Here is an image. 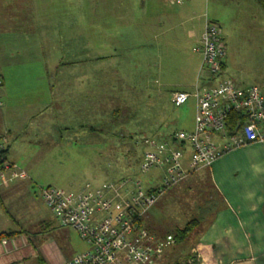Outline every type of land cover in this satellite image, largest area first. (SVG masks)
<instances>
[{
	"label": "crops",
	"instance_id": "1",
	"mask_svg": "<svg viewBox=\"0 0 264 264\" xmlns=\"http://www.w3.org/2000/svg\"><path fill=\"white\" fill-rule=\"evenodd\" d=\"M27 1L32 9L31 19H37L38 24L35 28L23 25L14 31V35L24 37L21 38L24 43H31L33 39L34 49L46 52L48 56H54V52L58 54L44 63L51 101L34 116L43 117L42 131L45 125H48L46 132L41 134L42 137L60 141L65 139L64 134L69 135L68 132L74 128L67 125L61 127L56 123L64 121V115L71 105H77L78 112L82 110L78 100H89L96 108L99 100L101 104L104 103L100 109H105L107 114L115 113L114 110L110 111L113 108L119 113L125 106L124 101H116L108 90H102L99 86L100 83L107 84L108 75L106 69L99 68L98 63L109 57L91 59L96 65H92L91 71L87 72L82 68L77 70L76 74L66 75L60 70L61 67H78V61H64L59 58V52L108 50L114 45L115 30L120 26L130 29L140 27L142 33V29L160 27L163 22L170 25L169 30L183 28V35L189 36L197 48L206 21L209 20L208 13H204L205 5H209L208 0H191L186 2L187 4L178 5L177 8L173 0ZM251 3L255 4L251 0H240V4L253 9L250 7ZM257 11L264 18V11L260 7ZM39 19L44 22L41 23ZM0 35L3 36L0 40V51H15L16 49L7 46L13 40L4 37L5 33ZM195 47L192 48L194 54L197 53ZM79 62L85 64L84 60ZM0 66L2 86L12 77L4 68H18L19 65L15 61L7 60L1 61ZM200 72V62L187 69L182 78L178 77L177 80L169 78L161 70L157 82L159 85L161 82L162 86L164 80V84L170 86V95L174 92L192 94L200 83ZM228 73L230 71L226 58L223 77L226 78ZM235 85L241 87L237 82ZM261 92L264 93L263 90ZM1 105L6 107L3 103ZM58 118L63 121L57 122ZM26 130L21 132L14 126L6 125L0 131V135L5 139L6 158L12 164H18L16 156L22 146L20 143L27 136ZM88 131L93 132L95 129L90 128ZM31 136L39 138V135ZM170 136L158 142L170 144ZM212 141L216 145L221 144L219 138L214 137ZM145 150L146 148L143 153ZM187 160L188 156L183 160V164ZM141 162L142 159L139 160V165ZM19 167L25 172V177L14 179L11 174L6 173L0 180V234H11L0 242V264H64L75 255L85 252L88 246L81 241L76 243L72 236V233L76 232L61 226L47 207L52 217L45 219L39 215L40 200L36 195V183L32 173L20 165ZM157 170L161 175L162 170ZM151 179L154 181L149 182V187L146 188L148 191L161 183L155 178ZM184 181L188 186H193L189 188V203L198 199L207 211L212 209L214 197H218L216 215L196 241L191 246H185L186 240L176 243L174 233L186 227L190 222H186L188 216L182 219L183 214L180 213L179 217L175 214L176 206H166L167 208L162 210L156 206V202L151 212L142 218L141 225L154 237L155 242H163L168 238L175 240L174 246L167 249L162 257L156 260V264H175L180 261L184 263L185 259L191 256L195 264H264V142L252 143L230 151L221 156L211 168L188 172ZM204 181L211 184V192L206 199L202 195L207 189L200 187V183ZM198 186L202 190L193 197ZM170 214L172 215L168 219ZM80 243L84 247L78 245ZM178 244L180 247L176 249Z\"/></svg>",
	"mask_w": 264,
	"mask_h": 264
},
{
	"label": "rangeland",
	"instance_id": "2",
	"mask_svg": "<svg viewBox=\"0 0 264 264\" xmlns=\"http://www.w3.org/2000/svg\"><path fill=\"white\" fill-rule=\"evenodd\" d=\"M208 1L204 13H208L209 21L221 27L227 49L230 73L225 77L232 78L234 84L237 82L241 87L255 85L264 91V18L257 11L259 6L251 3L253 9H249L240 4V0ZM31 11L27 0H0V34L5 33L4 37L12 39L13 42L7 46L16 49L0 51V64L10 60L19 65L18 68H4L12 77L0 86V131L6 125L14 126L21 132L28 128L27 136L20 143L22 146L16 162L32 173L38 200L39 188L45 186L69 192L81 190L88 183L99 185L128 177H137L145 189L151 180L154 181L151 178L160 183L162 172L160 175L158 168L147 175L140 173L139 160L143 157L144 140L152 138L161 141L178 131L194 130L196 102L191 98L184 106L175 107L168 92L170 86L164 84V80L162 86L161 82L159 85L157 76L162 70L166 76L177 80L193 65L198 62L201 65V56L192 52L195 44L189 36L183 35V28L169 30L170 25L163 22L160 27L142 29V33L140 27L130 29L120 26L115 30L114 45L108 50L59 52V58L64 61H85L83 65L77 62L78 67H61L66 75L76 74L82 68L91 71L92 65H95L91 59L109 57L98 63L108 75L107 84L100 83L99 86L108 90L116 101H124L125 107L119 113L113 108L110 111L115 113L107 114L105 109H100L104 103L99 100L98 108L89 100H78L82 110L78 112L77 105H71L64 121L58 118L57 122H63L56 123L74 130L68 132L69 135L64 134L63 141L49 139L41 135L48 125L42 131L43 117L34 115L51 101L44 63L58 54L52 52L54 56H48L46 52L34 49L33 39L31 43H24L21 39L24 37L14 35V31L23 25L36 27L38 22L31 19ZM2 38L0 35V40ZM1 103L6 107H2ZM90 128L95 131H88ZM32 134L39 135V138L32 137ZM184 180L166 189L159 196L156 206L164 210L174 205L178 217L181 213L182 219L188 216L186 222L190 219L199 221L184 243L191 246L215 217L218 197L213 196L212 209L207 211L198 199L189 203V188L193 186H188ZM200 187L207 189L202 195L206 199L211 192V184L204 181ZM200 187L194 190L193 197L202 190ZM39 206V215L50 219L52 215L41 200ZM72 236L76 243L83 242L77 233H72ZM78 245L84 247L81 243ZM179 247L180 244L176 249ZM190 258L192 256L186 258L183 264H188Z\"/></svg>",
	"mask_w": 264,
	"mask_h": 264
},
{
	"label": "built area",
	"instance_id": "3",
	"mask_svg": "<svg viewBox=\"0 0 264 264\" xmlns=\"http://www.w3.org/2000/svg\"><path fill=\"white\" fill-rule=\"evenodd\" d=\"M191 0H173L183 5ZM197 53L202 58L199 84L194 93L171 94L175 107L192 98L196 102L194 130L178 131L171 143L160 144L152 138L144 140L140 173L147 175L162 170L159 186L148 191L137 177H128L99 185L86 184L78 191H65L53 186L39 188V198L63 227L78 234L88 246L64 264H156L175 240L155 242L142 227L159 196L181 182L188 172L211 168L224 154L252 143L264 142V93L256 86L239 87L223 77L227 58L222 29L218 23L206 21ZM244 119L236 125L230 115ZM219 138L221 145L212 140ZM5 139L0 135V180L4 174L25 177V172L4 155ZM188 160L183 164V160ZM188 264H195L190 258Z\"/></svg>",
	"mask_w": 264,
	"mask_h": 264
},
{
	"label": "trees",
	"instance_id": "4",
	"mask_svg": "<svg viewBox=\"0 0 264 264\" xmlns=\"http://www.w3.org/2000/svg\"><path fill=\"white\" fill-rule=\"evenodd\" d=\"M255 4H257L263 11H264V0H251ZM224 68V67H223ZM244 119L240 117L237 114H231L230 115V123H232L235 127L239 123L243 122ZM7 150H5L4 155L6 157ZM2 165V162L0 161V166ZM199 225V222L197 220L190 221L184 229L178 230L176 233H174V239L176 240V243H182L185 241L189 234L194 230L195 227ZM11 234L2 233L0 234V242L4 239L9 237ZM175 264H183L182 262H178Z\"/></svg>",
	"mask_w": 264,
	"mask_h": 264
},
{
	"label": "bare ground",
	"instance_id": "5",
	"mask_svg": "<svg viewBox=\"0 0 264 264\" xmlns=\"http://www.w3.org/2000/svg\"><path fill=\"white\" fill-rule=\"evenodd\" d=\"M221 145V144H220ZM161 241V240H160ZM213 252V251H212ZM215 255V254H214Z\"/></svg>",
	"mask_w": 264,
	"mask_h": 264
}]
</instances>
